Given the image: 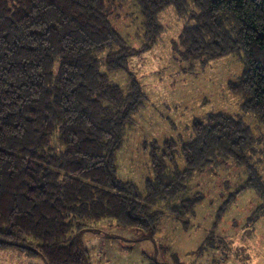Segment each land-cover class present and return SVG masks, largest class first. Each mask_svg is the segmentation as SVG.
Here are the masks:
<instances>
[{
	"label": "trees",
	"instance_id": "16d2710c",
	"mask_svg": "<svg viewBox=\"0 0 264 264\" xmlns=\"http://www.w3.org/2000/svg\"><path fill=\"white\" fill-rule=\"evenodd\" d=\"M126 3L141 20L139 47L111 19ZM169 8L185 21L177 58L194 68L238 57L244 69L228 89L264 126V0H0V251L90 264L82 247L88 222L154 239L167 215L196 216L205 196L191 195L195 174L230 162L247 179L221 204L213 228L249 191L262 203L248 224L264 217V180L253 163L261 140L245 118L211 114L192 124V139L145 147L153 176L143 189L118 176L117 154L148 102L131 60L158 44ZM115 73L129 82L116 83ZM224 242L213 231L198 250Z\"/></svg>",
	"mask_w": 264,
	"mask_h": 264
},
{
	"label": "rangeland",
	"instance_id": "374dc122",
	"mask_svg": "<svg viewBox=\"0 0 264 264\" xmlns=\"http://www.w3.org/2000/svg\"><path fill=\"white\" fill-rule=\"evenodd\" d=\"M111 19L135 47L141 46L137 39L141 20L133 6L118 5ZM161 22L165 32L158 44L131 60V70L142 82L148 102L135 116V124L127 131L117 154L118 176L143 189L145 181L153 176L145 147L150 151L153 144L162 147L169 139L188 141L193 138L192 124L197 119L223 113L245 118L252 124L261 140L253 163L264 180V126L242 112L243 99L228 89V84L236 82L243 72L242 61L230 56L206 65L194 64L192 68L175 55L174 45L179 42L185 21L169 8L161 15ZM112 79L123 86L129 82L123 73H115ZM179 166H185L182 158ZM245 170L230 162L216 170L196 173L190 183L191 195L202 192L205 196L196 216L179 220L167 215L154 239L142 238L144 235L135 229L116 227L112 221L88 222L91 229L83 233L82 247L88 252L90 264H152L155 257L163 264H264V217L256 225L248 224L262 203L253 191L240 196L217 231L213 228L221 204L247 179ZM183 222L190 227L186 229ZM213 231L224 238L223 248L200 252L199 247ZM0 264H45V261L41 256L29 257L18 248H9L0 251Z\"/></svg>",
	"mask_w": 264,
	"mask_h": 264
},
{
	"label": "crops",
	"instance_id": "0c3cea01",
	"mask_svg": "<svg viewBox=\"0 0 264 264\" xmlns=\"http://www.w3.org/2000/svg\"><path fill=\"white\" fill-rule=\"evenodd\" d=\"M259 252V254H260V251H258Z\"/></svg>",
	"mask_w": 264,
	"mask_h": 264
}]
</instances>
